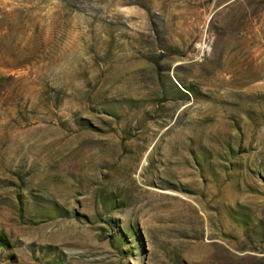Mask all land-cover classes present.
<instances>
[{"label": "rangeland", "instance_id": "1", "mask_svg": "<svg viewBox=\"0 0 264 264\" xmlns=\"http://www.w3.org/2000/svg\"><path fill=\"white\" fill-rule=\"evenodd\" d=\"M0 264H264V0H0Z\"/></svg>", "mask_w": 264, "mask_h": 264}]
</instances>
